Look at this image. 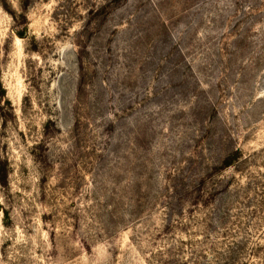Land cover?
<instances>
[{"label":"rangeland","instance_id":"rangeland-1","mask_svg":"<svg viewBox=\"0 0 264 264\" xmlns=\"http://www.w3.org/2000/svg\"><path fill=\"white\" fill-rule=\"evenodd\" d=\"M0 264H264V0H0Z\"/></svg>","mask_w":264,"mask_h":264},{"label":"trees","instance_id":"trees-1","mask_svg":"<svg viewBox=\"0 0 264 264\" xmlns=\"http://www.w3.org/2000/svg\"><path fill=\"white\" fill-rule=\"evenodd\" d=\"M20 37H22V36H20Z\"/></svg>","mask_w":264,"mask_h":264}]
</instances>
